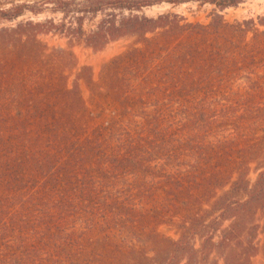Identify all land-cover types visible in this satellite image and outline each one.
<instances>
[{
	"label": "trees",
	"instance_id": "16d2710c",
	"mask_svg": "<svg viewBox=\"0 0 264 264\" xmlns=\"http://www.w3.org/2000/svg\"><path fill=\"white\" fill-rule=\"evenodd\" d=\"M2 1L0 21L42 13ZM41 1L60 23L0 30V264L264 258V16L224 20L246 0ZM163 3L213 10L139 14ZM50 33L129 44L95 80L70 49L47 52Z\"/></svg>",
	"mask_w": 264,
	"mask_h": 264
},
{
	"label": "rangeland",
	"instance_id": "374dc122",
	"mask_svg": "<svg viewBox=\"0 0 264 264\" xmlns=\"http://www.w3.org/2000/svg\"><path fill=\"white\" fill-rule=\"evenodd\" d=\"M78 2L81 0H77ZM4 7H9L11 4H27L36 10H40L42 13L39 15H33L30 12H26L23 16L19 17L15 21L5 22L0 21V30L2 29H13L18 24H23L26 22L42 23L46 20H52L55 24L61 22L62 16L52 12V5L43 4L41 0H4ZM213 10L211 6H199L194 3L182 4L177 7H172L167 3L161 5H155L151 8L144 9L140 15H145L147 17H155L167 12H172L179 14L186 18L189 22H199L202 24H207L210 21V15ZM224 20L232 22H240L248 19H256L258 17L264 16V0H246L240 4L237 8H230L220 13ZM120 17V15H119ZM100 16L94 18H87L84 21L83 28L86 34L91 33L96 30L97 24L100 20ZM74 28V26L72 27ZM38 39L42 42L46 48L47 52L50 53L53 50L63 49L73 52L77 60V71L82 67H90L94 74V79L97 80L98 74L101 67L111 61L113 58L125 52L129 42L127 40H120L118 42H113L105 47L102 51L93 52L91 49L86 48L83 44L74 45L70 48L68 44V38L59 34H47L39 35ZM76 71V72H77ZM74 77L71 78L73 80ZM83 96L85 99L88 97V91L82 84ZM251 183L255 179V175L251 174L249 176ZM162 234L170 235L175 237L173 232L168 231L167 228H160L159 230ZM251 264H264V258L262 255H258L254 258Z\"/></svg>",
	"mask_w": 264,
	"mask_h": 264
}]
</instances>
